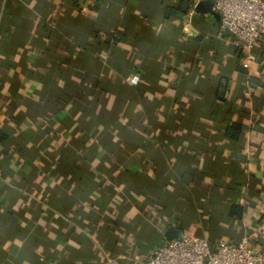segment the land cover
Listing matches in <instances>:
<instances>
[{"label":"crops","instance_id":"obj_1","mask_svg":"<svg viewBox=\"0 0 264 264\" xmlns=\"http://www.w3.org/2000/svg\"><path fill=\"white\" fill-rule=\"evenodd\" d=\"M219 32L189 0H0V264L264 250V36L248 65Z\"/></svg>","mask_w":264,"mask_h":264},{"label":"built area","instance_id":"obj_2","mask_svg":"<svg viewBox=\"0 0 264 264\" xmlns=\"http://www.w3.org/2000/svg\"><path fill=\"white\" fill-rule=\"evenodd\" d=\"M205 0H190L197 6ZM220 15V36L230 35L250 65L257 57L255 48L264 36V0H212ZM147 264H264V250L251 245L244 236L237 241L219 240L211 244L202 238L183 236L157 246Z\"/></svg>","mask_w":264,"mask_h":264},{"label":"water","instance_id":"obj_3","mask_svg":"<svg viewBox=\"0 0 264 264\" xmlns=\"http://www.w3.org/2000/svg\"><path fill=\"white\" fill-rule=\"evenodd\" d=\"M212 8H213L212 0H205L197 5V10L202 11V12H213L220 19L219 13L214 11Z\"/></svg>","mask_w":264,"mask_h":264},{"label":"trees","instance_id":"obj_4","mask_svg":"<svg viewBox=\"0 0 264 264\" xmlns=\"http://www.w3.org/2000/svg\"><path fill=\"white\" fill-rule=\"evenodd\" d=\"M190 1V0H189ZM239 130H240V127L237 126V125H233L229 128L226 129V133L229 135V136H232L233 138L237 137L238 134H239ZM214 245H211L212 248H214Z\"/></svg>","mask_w":264,"mask_h":264}]
</instances>
